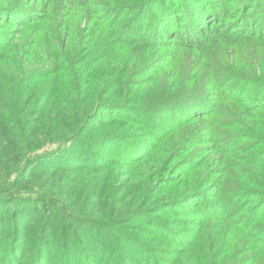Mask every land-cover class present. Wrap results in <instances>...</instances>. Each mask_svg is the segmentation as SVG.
Listing matches in <instances>:
<instances>
[{
	"label": "trees",
	"instance_id": "1",
	"mask_svg": "<svg viewBox=\"0 0 264 264\" xmlns=\"http://www.w3.org/2000/svg\"><path fill=\"white\" fill-rule=\"evenodd\" d=\"M6 1L9 4L13 0H0V210L4 206L0 211V264H229V255L238 252L243 257L232 264H264V188L259 185L264 184L260 173L264 169V32L257 33V24L250 28L261 19L262 10L257 9L264 6V0H192V10L187 14L185 0L179 4H170L169 0H48L37 12L19 5L2 7ZM151 9L159 14L153 15ZM178 11L186 17L181 19V15L175 21ZM144 18L153 25L155 32L151 35L144 30ZM225 18L229 29L219 24ZM80 19L88 24L86 31H79ZM202 19L214 27L201 25L205 35L201 34L199 45L193 43L189 50L205 48V52L215 51L216 55L224 45L221 41H236L239 61L219 63L215 57L213 65L215 69L217 65H230L232 68L226 69L231 73L209 76L205 93L183 89L164 102L153 104L149 100L148 107L142 96L132 100L128 94L122 95L130 77H134L130 66L124 67L128 55L123 49L149 50L153 59L177 46V36L172 32L160 35L163 40L165 36L172 38V45L161 46L159 26L179 29L184 23L192 27ZM234 19L245 23H231ZM241 26L251 33L239 37L237 28ZM106 42H110L108 47ZM224 48L221 51L226 54ZM40 50H45V59L31 70L26 56ZM83 52L87 53L84 58ZM115 55L121 57L115 68L91 73L92 66H100L99 61ZM33 57L27 60L31 65ZM245 57L247 63H243ZM205 62L207 68L213 63L208 58ZM18 68L12 76L11 71ZM39 77V92L29 90V82ZM150 83H144L146 92L154 90ZM122 86L118 94L116 90ZM43 93L48 95V103L38 106ZM200 123L209 128L188 130ZM127 124L130 128L118 133V126ZM112 127L107 135L93 139L96 149L88 150L93 158L84 156L80 147L87 145L86 134H101V130ZM226 129L231 133L225 137ZM184 130H202L216 155L240 158L244 164L235 168L242 176L238 172L236 175L249 184L256 182L257 191L232 183L228 172L232 167H228L213 186L220 195L218 201L210 202L204 192H197L174 203L166 202L169 191L163 187L181 184L192 170L205 166L180 159L177 152L193 148L188 140L186 147L180 144L168 150V142ZM215 145H221L223 152ZM161 150L166 158L156 161ZM215 165L211 162L209 167ZM218 165L222 166L221 162ZM118 166L132 170L151 167L142 182V200L133 198L137 208L120 223L84 216L81 210L86 201L77 210L57 197L34 199L35 194L17 192L29 184L36 188L47 177L108 173ZM247 167L257 171L250 175L244 171ZM211 183V179L205 183L204 178L200 184ZM158 186L161 189L157 190ZM131 192L137 195L138 191L134 188ZM156 199L152 209L139 211V205L148 207ZM194 199L199 201L189 207ZM254 200L258 203L249 209L247 204ZM6 213L15 219L2 221ZM225 227L233 232L227 242L222 233ZM131 228L139 230L137 235ZM211 236V245L205 247V238Z\"/></svg>",
	"mask_w": 264,
	"mask_h": 264
},
{
	"label": "rangeland",
	"instance_id": "2",
	"mask_svg": "<svg viewBox=\"0 0 264 264\" xmlns=\"http://www.w3.org/2000/svg\"><path fill=\"white\" fill-rule=\"evenodd\" d=\"M46 1L48 0H23V1L13 0L12 3L8 4L6 1V2H3L1 5L2 7L4 6L13 7L15 5H19V6H22L23 9H27L30 12H37L42 7V4ZM173 1H177L176 4H179V3H182L183 0H169V3L174 4ZM52 2L53 1L51 0L49 3H52ZM90 2H93V0H90ZM26 3L30 4V6L29 7L23 6ZM184 5H187V8L185 7L183 8L185 13L187 11H191L192 10L191 6L193 5V1L185 0ZM199 9H200V12H202V14L205 13V10L202 8V5L200 6ZM177 10L179 9L177 8ZM257 10L258 11L262 10L261 19L254 21L250 28H252L254 25L257 24L256 29L260 30V31H257V33L264 32V25H262L263 24L262 21L264 20V6L261 5V7ZM257 10H255V12L253 13H256ZM151 11L153 12L152 13L153 15L159 14V11L157 9H151ZM147 13L149 12L147 11ZM176 15H175L176 16L175 21H177L181 15H182L181 19L186 17V15L181 11H178ZM104 18L105 20L108 19L105 15H104ZM226 19L227 18L219 22V24H221V27H226L227 29H229L228 26L226 25L227 23ZM187 20L189 21V18H187ZM187 20H184L183 22ZM231 23H237L240 26V24L244 25L245 20L241 22V20L234 19L232 20ZM143 24H144V30L148 31L149 34L151 35L152 31L154 30L152 29L153 25L149 21V18L148 19L144 18ZM185 25L186 24L182 23V25L178 27L179 29H177V27L173 25L159 26L160 31L158 32V36H159L158 38L161 40L160 41V43L162 44L161 46L168 47L169 45H172L171 44L172 38L171 40L168 38L166 39V36H165V39L163 40L160 37V35L164 36L166 33H169V32H172L173 37L177 36L175 37L176 40H174L176 41L174 45H177V46H176V49L173 51L172 50H165L164 52L161 51V55L156 56L153 59H151L150 57L149 50L145 51L141 49V50H138L137 52L132 49L122 50L123 52H126L128 55V58L126 60L127 64L124 67L130 66V70L134 74V77L132 76L130 77L128 81L129 84L127 85L125 84L126 89L122 93L123 96L128 94L127 98L132 99V100H134L135 97L137 96H142L144 100V106L148 107L147 105H151L148 102L149 100H151L153 104H154V101L157 103L160 101L164 102L168 96L169 97L176 96L183 89H185L188 93L191 91H196V90L199 91L200 93L202 92L205 93V90L207 91V88L209 86V83H207V81L210 79L209 76L216 74V73L217 75L219 73H225V72L231 73L228 69H226V68H229V69L232 68L230 65H217L216 69L213 68V65L215 64V61H214L216 59L215 57L219 59V60L216 59L219 63L223 62L222 60H224L227 63H232V61H236V60L239 61L240 58L235 55L234 42L236 41H231L229 43L221 41L224 45L220 46L219 48L220 50L216 55H214L216 53L215 51H212L213 54L205 52V48L203 49L195 48V49L189 50L193 43L199 45V42L202 40L201 34L205 35V30H200L202 26L205 28L208 27L210 29H213L214 26L212 23L210 24L209 21H206L205 19H202L200 22H198L197 26L194 25L191 27V26H187V25L185 26ZM87 27H88V24L83 19H80L79 27H78L79 31L80 32L86 31ZM8 29L9 28H7V31ZM173 31H176V32H173ZM237 31H239L238 33L239 37L242 34L251 33V30H247V28L246 27L244 28L243 26H241V28L240 27L237 28ZM253 31L256 32L254 28H253ZM231 43L233 44L232 47L230 46ZM109 44L110 42L105 43L107 47L109 46ZM156 44L158 43L156 42ZM218 45H220V43H218ZM145 47H148V46H145ZM222 47H225L224 52L225 53L227 52L226 54H224L221 51ZM151 50L154 51V48ZM126 53H122L121 55L126 54ZM250 53L251 52L246 53V54L248 55ZM86 54H87L86 52L85 53L83 52V58L86 56ZM31 55L34 56L33 58H35V61L32 65L30 64V62L27 61ZM223 56H226L228 59L227 60L223 59L222 58ZM158 57H160L161 60ZM162 57H164L165 59H162ZM207 58L210 60V62H213L212 64H210L209 68L205 66L206 65L205 63H207L205 62V59ZM44 59H45V50H40L39 53H37L36 51H33L30 55L27 54L25 61L27 65L30 66V69L32 70V67H36ZM120 59L121 57H118V55H115V56H110L106 58L104 61H99L98 64H100V66H97V65L92 66L93 71L91 73L97 72L98 74H101V72H103L104 70L109 71L110 68H115L118 65V63L120 62ZM164 60H168V63L165 62ZM243 63H247V57H245V62ZM13 71H17L18 73L19 68L17 70L15 69L11 71L12 76L14 75ZM235 71L237 70L235 69ZM237 72L240 73V71H237ZM85 73L89 74L87 71ZM88 77L89 76H86V78ZM187 80H189V82H186ZM146 81L151 82L150 84L154 88L153 91L146 92L145 90L146 88L144 86V83ZM179 81L185 84L177 85ZM17 82H18V79H17ZM91 82H92V79H91ZM91 82H90V87H92ZM40 83H41V77H39L38 80L29 82V90L35 89V90H38L39 92V88H37V86ZM226 88L227 90H229L228 86ZM122 89H123V86L118 88L116 92L119 94V92ZM47 96L48 95L45 93L39 95L38 101H37L39 103L38 106H43L48 103ZM138 101L142 102L141 100H138ZM259 105H262V103H259ZM118 128L120 129V132L118 133H122L124 131H127L130 128V126H128L127 124V126H124L122 128L118 126ZM195 128L207 130L209 126L206 123L205 125H202V123H200L197 125H193V127L188 130L195 129ZM112 129L113 127L108 128V129H103L99 132L101 134H97L93 136H91L90 134H86V137H89V140L86 141L87 145L80 147V151L81 152L84 151L85 153L84 156H86L87 158H93L88 153L89 148L91 150L96 149L95 148L96 142H93L94 141L93 139H100L98 138V136L107 135ZM201 131L202 130H198V132H195V134H191L193 130L190 133L187 132V130L186 131L184 130V132L174 135V138H172L168 142V144H170L168 147V150L171 151L172 149L177 147L176 145L183 144L186 147L187 144H184V143L188 140L190 145L193 146V148H191V150L186 149L184 151L182 150L181 152H177L180 155V159L189 160L191 161L190 163L191 164L193 163V165L195 166L198 163L200 164L204 163L205 166H203L201 169L192 170V172L189 173L188 179L182 182L181 184H175V185H170L169 187H163V189H166L169 191L167 193L169 199L166 202L174 203L177 200H180L184 197H189L190 194L197 193V192H204L205 198L209 200L210 202L218 201L219 199L218 197H220V195L216 193V191H213V186H214V183L220 179V174H222L223 172L222 170L228 167H232L228 171L232 175L231 176L232 183L237 184V186L240 189H245V190L249 189V190L257 191L256 182L254 184H249L243 181L242 180L243 178H238V176L236 175V173L238 172V175L242 176L241 172H239V170L235 168V165L244 164V163H241L242 160L240 158L230 159L228 156L216 155L215 147L210 142V139L208 140L209 136L206 135L207 134L206 132L204 135V133H201ZM65 132L66 131H64L63 133ZM227 133H231L230 130L226 129L225 132L223 131V135L225 137ZM201 146H204L205 149L199 150ZM215 146L216 148L220 149V151L222 150L221 145H215ZM223 147L225 148L226 145ZM155 158H156V161L158 160L162 161L163 158H166V157H164V155L162 154V150H161L159 152V156L156 155ZM211 162L215 163L216 165L214 167H209ZM218 162H221L222 166L218 165ZM0 167H3V166L0 165ZM150 168L151 167L145 168L144 170L143 169L142 170L141 169L132 170L126 167L118 166L116 169L112 170L111 172L99 173V174H94V175L63 173L58 176L47 177L46 179L41 180L36 188L33 187L31 184H29L28 186L20 187L17 190V192L24 194V195L35 194L37 196H35L34 199L43 198L42 196L57 197L61 199L60 201L67 203L68 206L71 205L75 207L77 210L80 209L82 202L86 201V206L81 210V214H83L84 216L90 217L92 219H98L102 222H106L109 220H112V221L117 220V222L120 223L121 220L127 219L126 216L132 211V209L135 210L137 208L136 207L137 200H133V198L136 197L138 200L140 201L142 200V195L144 194V191L142 190L141 186H142V182L146 178L145 176L149 175ZM6 169L10 170L8 167H6ZM252 169L247 167L244 171L252 175L254 174L253 172L257 171L256 169V170H253L252 172ZM260 173L264 175V169H261ZM4 177L5 176L3 175L2 178ZM204 178H205V183H207V181L210 179L212 180V183L208 186H204V184H200L204 182ZM223 179H224L225 184L227 185L226 177L223 176ZM262 183L263 182H260L259 185H261L260 186L261 188H264V184ZM134 188H136V190L138 191L137 195L131 192V190ZM156 189L157 190L161 189V186H158ZM19 197H22V196H19ZM156 201L158 202V200L156 199L148 207H142L139 205V211H142V212L149 211V209H152V205ZM196 201H199V199L191 200L188 203V206L195 207L194 205ZM257 203L258 202L254 200V202H250L249 204H247V206H249V209H250L252 208L253 205L255 206ZM14 207L19 209L18 206H14ZM1 209L2 210L0 211H4L3 210L4 206H1ZM20 211L21 209H19V212ZM10 218L15 219V216L9 215L8 213H6L2 221L4 222L6 221L7 223V221ZM185 219L189 221L191 218H185ZM15 221L16 223H18L19 220L17 219ZM130 230H131V233L136 234V235H137L136 232L139 231L138 229L136 230L134 228H131ZM214 231H215L214 229L213 230L211 229V232H214ZM222 233H224L223 238L226 240V242L230 241L233 238V232L227 227H225ZM212 239H214L213 236L205 238V247H209L211 245ZM153 247H156V246H153ZM237 248L240 249L241 245L238 244ZM247 255L249 254H245L246 257H249ZM242 257H243L242 253L240 252H238L237 255H234V254L232 255L231 253L228 257L230 258L228 262L229 264H232L235 260L242 259Z\"/></svg>",
	"mask_w": 264,
	"mask_h": 264
}]
</instances>
